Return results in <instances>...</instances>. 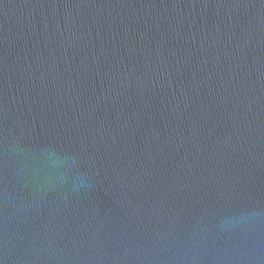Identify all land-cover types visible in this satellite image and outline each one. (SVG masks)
<instances>
[{
    "label": "water",
    "instance_id": "1",
    "mask_svg": "<svg viewBox=\"0 0 264 264\" xmlns=\"http://www.w3.org/2000/svg\"><path fill=\"white\" fill-rule=\"evenodd\" d=\"M0 264H264V0H0Z\"/></svg>",
    "mask_w": 264,
    "mask_h": 264
}]
</instances>
